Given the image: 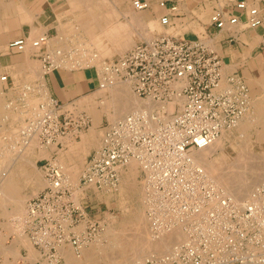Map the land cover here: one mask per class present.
Returning a JSON list of instances; mask_svg holds the SVG:
<instances>
[{"label":"built area","instance_id":"2783aa9c","mask_svg":"<svg viewBox=\"0 0 264 264\" xmlns=\"http://www.w3.org/2000/svg\"><path fill=\"white\" fill-rule=\"evenodd\" d=\"M133 6L141 11L148 3L136 0ZM160 6L165 8L166 2ZM170 14L161 18L163 26L171 25ZM241 23L244 29L262 27V9L242 1L235 9L214 12L210 27L232 30ZM49 40L48 35H42L30 43L42 59L44 75L65 68L56 59L63 56L62 51L50 48ZM28 44L21 38L11 41L8 48L25 53ZM86 68L95 69L100 89L128 84L137 97L161 106L153 112H132L109 124L102 146L90 156L78 185L67 178L56 158L45 160L42 167L48 185L28 202L24 218L25 233L43 263L63 264L62 250L68 248L81 257L98 238L103 226L77 194L118 189L121 171L132 161L138 162L144 173L152 236L159 239L176 226L184 228L188 236L162 260L151 259L150 264L264 262V185L252 193L245 206H236L229 198L221 204L218 187L203 178V171L189 158L192 150L208 147L247 114L251 94L243 77L225 75L223 60L203 37L184 40L172 35L144 40L119 58L105 61L101 71L94 65ZM50 101L40 102L39 115L27 118L29 124L22 129L17 148L27 145L26 135H30L41 147L63 149L66 135L79 137L90 128L91 117L76 110L75 104H69L75 108L68 105L65 109L55 99ZM191 217L195 222L189 221ZM241 243L245 246L240 251ZM181 252L187 258H179Z\"/></svg>","mask_w":264,"mask_h":264},{"label":"bare ground","instance_id":"6f19581e","mask_svg":"<svg viewBox=\"0 0 264 264\" xmlns=\"http://www.w3.org/2000/svg\"><path fill=\"white\" fill-rule=\"evenodd\" d=\"M11 2H12V0H11ZM11 2H10V0H0V16L7 15V13L10 10V8L13 6V4ZM86 2H87V0H86ZM92 3H93V1H92ZM108 15H110V14H108ZM106 17H107V15H106ZM132 18H135V16L134 17L132 16ZM77 22L80 23L79 20ZM88 22H90V26L87 27V25H85L83 27H84V29L87 32V36L89 34V38L91 40L89 39L88 42L83 44V49L81 50V52L79 50H76L75 52H73V51H71L73 49H71L70 47H66V52H67V54H66L59 47L55 48L56 46H55L54 42L55 43H61V40L63 39L62 36L63 37L65 36L64 32L61 34L62 36L59 37L58 39H54L53 40V39H51L49 37L50 38V40H49L50 48L55 49V50H61L62 53H63L62 57L56 58L57 59V63H63V64L73 63L72 67L75 66V65H79L81 67V66L85 65L86 63H88V65H91V64H94V62H95L97 66L101 65L100 67H98V69L101 71L104 68V64H105L104 60H105V58L107 59V57H112L115 54H122L123 51H125L127 48H129L131 45H133V43L135 41V39L133 38V35L130 34V29L132 28V25L131 26L130 25L127 26L126 24L125 25L124 24H120L119 22H117V23H119L118 25H117V23H115V25H113L111 23L112 20H111V22L110 21H108V22H105V21L98 22V21H96L94 19H91V20H88ZM135 22H136V20H135ZM137 22H139V21H137ZM131 24H132V22H131ZM154 24L151 23L150 25L154 26ZM73 31H74V29H73ZM131 32H133V31H131ZM29 33H31V32H29ZM33 35H34V33H33ZM34 36L36 37V35H34ZM40 36H42V34ZM133 39H134V41H133ZM65 40H67V39L65 38ZM31 42H32L31 38H28V43L29 44L27 46L26 53L28 52V48L32 49V47H30V43ZM80 44L82 45V43H80ZM65 46H66V44H65ZM8 47L9 46H7V45H0V51L2 49L9 50ZM79 47L82 48V46H79ZM75 49H77V47ZM67 55H70V57L66 58ZM97 62H98V64H97ZM41 64L42 65H41L40 68L38 67V65L37 66L35 65V66L30 68L32 74H35L37 79H39L40 82L42 83V85L39 84L40 88L38 87L39 92L41 93L40 98H36V99L33 98L31 100V96H30L31 94H28V92L33 91L34 88L31 85H29L28 83H25V84H27L25 86V88H24V85H23L24 93L22 92L23 94H21V95L26 97L27 105L25 106L26 108H24V110L21 111L23 113V116H20V118L18 116H16V119L18 118L19 121L21 122L20 124H22V125L19 127V129H21L19 132L14 130V135H13L14 136V144H17V141L20 139V133H22V131L24 130L25 125L28 124V123H26L27 118L29 120H32L33 118H35L36 115H39L38 113L40 112V109H38V108H39V104L41 102L40 100L42 99L43 103H47V102L50 103L51 102L50 101L51 98L49 96V91L44 86V76L45 75H44V70H43V63L41 62ZM68 67H70V66H68ZM27 68H28V66H27ZM4 79H6V77H4L1 74V71H0V101H1V98L3 96L1 87H2V83L5 81ZM262 85H264V84L262 83ZM129 87L131 88V86L128 85V84L116 83L115 85H112V86L108 85V87H106L105 89H101V90L99 89L98 90V93L100 92L99 95L103 98V100L99 104L98 103L94 104L93 103L94 101H93L92 104L91 103L89 104L90 106L88 108L89 113L91 115H93L94 120H95L94 121L95 124H94V126H93V128L91 130L92 133H94L96 131V128L100 125L103 115H107L112 122H116V121L120 120L121 118L125 117L126 115H128V114H130L132 112H137V111H140V110H147L149 112H153L155 109H157L158 107L161 106V105H159V103H155V102H152V101H149V100L148 101L139 100V97L137 98L131 93ZM28 90H30V91H28ZM25 91H27V93H25ZM261 94H262V92H261ZM258 97H260V96H258ZM79 105H81V104H79ZM254 107H256V110L254 112H252V113L250 112L249 114L247 113L245 116H243V118H241L238 121V123L236 124V126L234 127L235 129H237V133L239 134L238 136L242 137L243 140L245 139L244 140L245 144H248V136L247 135L250 133L249 131L251 129L255 128L256 126H261L262 127V130L260 131V140L264 139V101H259L258 103H256L254 105ZM72 108H75V107H72ZM249 108H250V106H249ZM166 109H168V107H166ZM76 110H79V109H76ZM81 112H83V111H81ZM98 128H100V127H98ZM1 132H4V131L1 130ZM225 133H226V131H224L223 134L219 138H217L214 142H212L208 147H206L204 149H199V150H192L189 158L191 159V162L193 163V165L195 167H197L198 169L203 171L202 177L203 178H207L212 184L214 183L218 187V190H219V192L221 193V196H222L221 204L223 202V199L229 198V199L234 200V202L236 203V206H242V205L245 206V203L247 201H249L252 193H254V191H256L259 188L261 183L264 182V170H263L264 169L263 168L264 167V160L262 162H260L263 165L258 164L259 166H257L256 164H254V163H256L255 161L252 162L250 160L254 156L245 154V155H238V157H234L236 159H234V161L231 162L232 164L229 163L230 165L229 164L226 165L227 164V162H226L227 158H226V155L224 154V150H225L224 147H225L226 142L228 140H231L232 138H231V134L228 135V134H225ZM69 135H73V134H68L64 138L66 143L69 141L68 144L70 146L73 145L71 147L68 146L70 150L67 149L68 150L67 151L68 154H67L66 157H67L69 162L66 161L67 163L66 164L64 163L65 164L64 166L61 165L60 163H59V165L62 167V169L64 168L63 171L67 175V178L71 182H73L74 180L71 179L72 177L70 175L74 176V175H77L78 173L80 174V172H79L80 169H79V166L76 167V165H75L76 168L74 166H68V163H71V164L73 163V165H74L78 160H80V157L82 156V155H80L81 152H85V151L88 152L90 147L92 146V144H94V141L92 139L90 141V143H88L89 138L87 137V138H84L81 143L74 144L73 142L71 143V140H70L71 138H69ZM26 136L29 139V143L27 145H23L22 149L17 148V145L12 146L13 150H15V151L17 150V152L14 154L13 157L10 156L11 159L14 161V163H15L16 160L20 159V160L25 161V163H28L30 165H34L35 162L33 160L35 158L37 159V158L49 157L51 152H56V151H54L55 149L57 151H63V150L66 149V148L65 149L63 148V149L59 150L56 147V145H53L50 148L42 147L41 151H39L37 153L35 150L33 151V148H34V145H36L37 143L39 145V141L37 139H35L34 137L30 138L29 137L30 135L29 136L26 135ZM6 137L8 138V136H6ZM1 138H3V137H1ZM65 141H64V144H65ZM10 143H12V142H10ZM3 144H4V142H3ZM39 147H41V146H39ZM0 148H1V146H0ZM38 149L40 150V148H38ZM3 152H5V151H3ZM1 153H2V151H1ZM217 154H218V156H217ZM61 155H62V153H61ZM220 155L221 156L224 155L225 157L221 158ZM84 156L86 157V155H84ZM6 157L7 156L5 154V155H2L1 158H3V160H4V159H6ZM57 157L59 158V154H58ZM57 157H56V161L58 160ZM255 158H256V156H255ZM256 159H258V158H256ZM83 160H85V159H83ZM59 161H57V162H59ZM12 165L13 164H5V165H3V163L1 165V163H0V206H2L3 208L4 207L7 208V206L9 204H14L16 208H15V211L12 212V214L14 213L13 215L16 216V217H20V216L22 217L23 213H24V209H25V200H24V198L21 195L22 188H21L20 184L17 183L16 177H17V175H21V173L22 174H24V173L21 172L19 174L17 171H15V169H12ZM138 165L141 166L138 162L132 161L127 166V169H125V170L123 169L121 171V184L119 185V188H120L119 189L120 190L119 193H121V195L123 194L122 195L123 198L128 192H133L134 189L137 188V186H136V182H137L136 178H137V174H138V172H137L138 171ZM260 167H262V169ZM24 176H26V180L25 181L27 183L34 182V180H35L34 175L32 176L29 173L27 174L25 172ZM77 176H74V177H77ZM76 181H77V179H76ZM144 181H142V182H144ZM45 182H46V185H48V182L47 181H45ZM75 184H77V183H75ZM141 198H143V197H141ZM143 199H145V198H143ZM23 200H24V202H23ZM142 201H144V200L141 199V202ZM144 206H146V205L144 204ZM6 210H5V212L7 213L8 211H6ZM10 211H12V210H10ZM5 212H3V213H5ZM26 212H27V209H26ZM6 213L3 214V215H5V216L9 215V213H7V215H6ZM141 213H142V215L137 216L135 221H133V223L135 224L134 232L132 234L129 232L130 234L127 235V237H125V238H128L129 241L130 240L133 241L135 239V241H134L135 243H132L131 245L136 248V250L135 249L134 250L137 252L136 254L139 257L138 258L139 260L137 258H136L137 260L135 258H134L135 260L132 259L133 261L136 262V264H143V263H141V261L145 260V258H142V257H145V256L150 257L154 253H157L159 255H161V254L165 255V253L168 252L167 254H170L173 250H175V247L179 246L180 243H182L183 241H185L187 239L188 236H187L186 231L184 230V228H182L180 226H176L175 228H171L172 231L171 232H167L165 235H161L159 240L155 239L152 236V233L149 232L151 230L150 229L148 230V228H147L146 224L148 222L147 221L148 218H147L146 214H144L143 212H141ZM12 214H11V217H12ZM25 216H24V218H25ZM8 219H10V218H8ZM192 220L193 219L191 217L189 219V221H192ZM20 221L21 222L23 221L22 223L24 225V219L23 220L21 219ZM113 221H115V220H113ZM193 222H195V220L192 221L191 223H193ZM2 224H3V226L4 225L5 226L8 225L7 223L6 224L2 223ZM10 224H11V226H13L12 223H10ZM20 224L19 225L17 224V225L20 226ZM21 227H22V225H21ZM6 228H8V226ZM10 229L11 228H9V230ZM14 232H17V231H14V228L12 227L11 233H14ZM20 234H17V236L20 237L19 239L27 241V239L29 237L27 236V234L22 233L21 229H20ZM7 238H8V236H7ZM5 240H6V238H5ZM28 240H30V242H31L30 238ZM14 241H13V244H14ZM3 242H4V240H3ZM11 244H10V246H11ZM24 244H26V242ZM92 244L93 243L88 245L83 250V253H82L81 257H78V258H82L83 255H84V252L86 250L87 251L85 252V257H87V256L91 257L93 249H91V248L87 249V248L89 246H91ZM126 244H128V243H126ZM28 245H32V247L35 249V247H34L32 242H31V244L28 243ZM112 246H114V245H112ZM25 247H27V246H25ZM28 247L32 248L31 246H28ZM216 247H217V245H213V249H216ZM1 248H5V247H1ZM12 248H13V252H14L16 247L14 248L12 246ZM29 250H31V249H29ZM66 250L67 249L62 250V255L64 256L63 257L64 260L67 261V264H71L72 262L77 263V264H81V263L84 262L83 260H81L83 262H80V260L76 259L77 257L75 258L70 252H67ZM2 251H3V249H2ZM135 251H134V253H135ZM4 252H6L5 249H4ZM13 252L11 251L10 255ZM32 252H33V250H32ZM0 253H1V251H0ZM36 253H38L36 255V257H35V255L33 257L32 254H31V257H29V259H31L30 260L31 262H35V260L38 258L37 256L38 255L40 256L39 251L36 252ZM14 254H16V256L18 255V257H19L18 253H14ZM29 254H30V252H29ZM142 254H144V255H142ZM182 254H183V252H182ZM156 257H159V256H156ZM151 258H153V257L151 256ZM157 259L158 258H156V260ZM133 261H132V264H135V262L133 263ZM258 262H259V264H264V262H260V261H258ZM144 264H146V263H144Z\"/></svg>","mask_w":264,"mask_h":264},{"label":"rangeland","instance_id":"374dc122","mask_svg":"<svg viewBox=\"0 0 264 264\" xmlns=\"http://www.w3.org/2000/svg\"><path fill=\"white\" fill-rule=\"evenodd\" d=\"M10 2H11V0H10ZM11 3L13 4V6L10 8L9 12L7 13V15L0 16V20H1L0 21V45H7L8 46V44L11 41L17 39L18 33L20 31L19 28L21 27V24H19L16 21L18 20V15H20L22 13V9H21L22 6L21 5H22L23 2L21 0H12ZM94 4L95 5H99V6L98 7H94V8L87 7V8L72 9L73 16H74V18L72 19L73 22H71L69 25L64 26L65 28L63 27V31H64L65 36L63 37L61 35L62 38H63L61 40V43H55L54 42V44L56 46L55 48L59 47L66 54H67L66 47H70L71 49H73V50H71L73 52H75L76 50H79L81 52V50L83 49V44L88 42L89 39H90L89 38V34L87 36V32H86V30L84 29L83 26H85V25H87V27L90 26V22H88V20L94 19V20H96L98 22H102V21H105V22L110 21L111 22V20H112L111 23L113 25H115V23H117V22H119L120 24H124V25L126 24L127 26L128 25H130V26L132 25V28L130 29V34L133 35V38L135 39V41L133 39V41H134L133 45H131L129 48H127L125 51H123L122 54H115L112 57H107V59L105 58L104 61H112L114 59H117L120 56L124 55L126 52H128L130 49H132L135 45L143 42L146 39H151V38L153 39V38L157 37L156 35H172V36H176V37H180L181 36L179 39H184V40H190V39H195V38H198V37H203V39L208 43V45L210 46L211 49L217 50L216 42L214 40H211L210 39L211 37L207 36L208 30L211 29V27H210L211 18H209L206 15V13L199 15L200 20L203 21L204 24L203 23L192 24V25L188 24L187 26H184V27L178 25L177 29L169 28L167 30H164L165 28H163L161 26L159 21L157 23H155V24L153 23L154 26H151L150 24H148L150 27L147 24H145V25L142 24L143 23V19L139 15V12L136 13L135 10L132 9V8L130 10L126 9V7L122 6L121 3L119 1H117V0H102V1L101 0H95ZM108 14H110L111 16L108 15ZM106 15H107L108 18L106 17ZM132 16L133 17L135 16V18H132ZM78 20H79L80 23L77 22ZM135 20H136V22H135ZM137 21H139V22H137ZM131 22H132V24H131ZM119 23H117V25ZM148 27H149V29H147ZM73 29H74V31H73ZM155 30H158V32L155 31ZM131 31H133V32H131ZM154 32H157V34H153ZM40 35L41 34H38V35H36V37L32 36L31 40H34V39L40 37ZM65 38L66 39L68 38V39L65 40ZM80 43H82V45ZM65 44H66V46H65ZM79 46H82V48L79 47ZM76 47H77V49H75ZM27 54H28L29 57L32 56V55H35V54L37 56L39 55V54H37L35 52V50L29 49V48H28ZM67 56H66V58L70 57V55H67ZM39 60L40 61H36V63L38 65V67L40 68L41 65H42L41 64L42 59L39 58ZM66 64H63L62 67H65L67 69L80 68L79 65H75V66L72 67L73 63H70V64L66 63ZM86 64L81 66V67L86 68L88 66H93L94 65V66H96V68H98V67L101 66V65L97 66L95 62H94V64H91V65H88V63H86ZM97 64H98V62H97ZM263 65H264V61L260 62V64L257 65V68H256L255 71L248 70V71H245L246 73L243 74L244 77H245V79L244 78L243 79L247 83V85H248V87L250 89V94H251V105H249L250 108L247 111L248 114L250 112L252 113V112H254L256 110V107H254V105L256 103H258L259 101H264V91H263L264 90V87H263L264 85H262V83L264 84V66ZM68 66H70V67H68ZM226 67H229V66L227 64H224V69ZM253 67L255 68L256 66H253ZM231 69L234 72V68H229V69L226 68L224 73H226V74L233 73L232 71L229 72V70H231ZM246 74L249 75V77H247ZM4 77H6V76H4ZM250 77L254 81L253 83L248 81ZM34 80H36L35 77H34ZM121 84H124V83H121ZM253 84H255V85H253ZM25 86H24V88H25ZM24 88L23 87L21 88V90H20L21 94L24 93V91H23ZM130 91L135 97H137L133 93L131 88H130ZM261 92H262V94H261ZM28 94H32V92H28ZM99 94H100V92L99 93L97 92L93 97L88 99L83 104H81V105L77 104L76 108L79 109L80 112L84 111V112H87V114H88L89 113L88 108L90 106L89 105L90 103L92 104V102L94 101L93 102L94 104H97V103L99 104L103 100V98ZM258 96H260V97H258ZM139 100L147 101V100H143V99H140V98H139ZM40 101L42 102L43 100L41 99ZM64 106L66 108V106H68V105H64ZM69 106H70L71 109H73L72 107H75V106H71V105H69ZM89 116L92 119V123H91L92 126H90V128L86 129L83 133H81L79 135V137H76L75 135H69V138H71L70 139L71 143L73 142L74 144L81 143L83 141V139L87 138V137L89 138L88 143H90V141L92 139L94 141V144H92V146L90 147L88 152H86V151L85 152H81L80 151L81 152L80 155H82L80 157V160H78L74 165H73V163L72 164L68 163V166H74V167H75V165H76V167L79 166L80 174L78 173L77 174L78 176L74 175V176H77V177H74V176L70 175L72 177L71 179L74 180V181L72 180L73 181L72 183L73 184L77 183L76 185H78L80 183V181H81L82 175H83L84 170H85L86 165H87V162H88V160H89V158L91 156V150L93 148L99 149L100 146H102L103 141H104V137H105V133H106V128L108 127L109 124L114 123V122H112L109 119V117L107 115H103L102 119H101V123L98 126L100 128L97 127L98 129L96 128V131L94 133H92L91 130H92L94 124H95V122H94L95 120H94L93 115L90 114ZM20 130L21 129H18L16 131L19 132ZM261 130H262L261 126H256L255 128L251 129L249 131L250 133L247 135L248 136V144H245V142H244L245 139L243 140L242 137L238 136L239 134L237 133V129H235L234 127L231 128V129H227L225 134H228V135L231 134V138L232 139L228 140L226 142V144H225V147H224L225 148L224 154L226 155V158H227V161H226L227 164L226 163L225 164L228 165L229 163L233 162L234 159H236L234 157H238V155H245L246 154V155H251V156L253 155L254 157L251 158L250 160L252 162L255 161L256 163H254V164L259 166L258 164H261L260 162H262L264 160V139L260 140V131ZM2 131H5V129H3ZM5 134L6 135L3 136V139L1 138L3 141L0 139V146L1 147L3 146V142H4V145L5 144L7 145V147H9L8 145H12V146L16 145V144H14V136H12L11 134H8V133H5ZM6 136H8V138ZM10 139H13V141L11 140L12 143L9 142ZM68 142L66 143V141H65V144H64L65 145L64 149L66 148L65 150H63V151H57L56 149L54 150V151L57 152V154H59V158L57 157L58 158L57 161H59V160L60 161L58 163H60L63 166L67 163L66 161H68V159L66 157L67 154H68L67 151L70 150L69 147H68V146H70L68 144ZM37 145H38V143L36 145H34L33 151L35 150L38 153L39 151H41L42 147H39L40 145H38V146ZM71 146H73V145H71ZM38 148H40V150ZM16 152H17V150L16 151L12 150L11 152L7 151V153H6V151L2 152L3 153L2 154L1 153V148H0V158H1L2 155L6 154V156H7L6 158H9V159H6V161L7 160H11V157H13ZM60 152L62 153V155H61ZM52 153L53 152L50 153L49 157H43V158H37V159L35 158L33 160L35 162V164H34L35 166L29 164L30 166L28 168V170H29L28 172H29L30 175H32V176L34 175V177H35L34 182L27 183L26 181H23V180L19 179V181H22V182L25 183V184L23 183L24 185H20L23 188L21 195H22V197L25 200V209H24V213L25 214L23 213L22 217L21 216L20 217H16V216L13 215L14 213L12 214V216L14 218V221L12 222V225L14 226L13 227L14 231H17V232H14L13 235H11V236H16L15 234H20V229H21V232L23 233V230H25V229L23 228L24 227V225L22 223L23 221L21 222L20 220L21 219L23 220L24 216L26 215V209H27V205H28L27 202H29L31 199H33L36 196H38L47 187L46 182H45L46 181V175H45V172H44L43 167H42L44 165L45 161L42 164H37V162L39 160H42V159H47V158L51 159ZM83 154L86 155V157ZM221 155H220L221 158L225 157L224 155L223 156H221ZM217 156H218V154H217ZM255 156L258 159H256ZM52 158H56V157H52ZM83 159H85V160H83ZM1 160H2V158L0 159V161ZM261 165H263V164H261ZM260 168L262 169V167H260ZM137 172H138L137 178H136V181H137L136 182V186H137V188L134 189L133 192H128L124 196V198L122 196L123 194L121 195V193H119V191H120L119 187H118V189H116L114 191L89 190V191H86L85 193L78 192V194H77L78 200L81 203H83V205L85 204V206H88V210H90L93 213L94 219L96 221L100 222L102 224V226H103V229H104V231L100 234L101 236L100 235L98 236V238L100 240L97 238V240L92 242L93 244L87 248V249H89V248L93 249L92 250V254H91V257H92L91 260L93 262L91 264H132L133 260H135L136 258L137 259L139 258L137 256V254H136L137 252L135 251L136 248L131 245L132 243H135L134 242L135 239L133 241H131V240L129 241L128 238H125V237H127V235H129L130 233L132 234L134 232L135 224L133 223V221H135L136 217L139 216V215H142L141 212H143L147 216V212H146V209H145L146 206H144L145 199H143V198H145V196H144L145 195L144 194L145 193V191H144L145 190V188H144L145 185H144V182H142V181L145 180V177H144V173L142 172V169H141V167L139 165H138V171ZM76 179H77V181H76ZM263 183L264 182L261 183L259 188L264 185ZM33 191L34 192L36 191V192L34 193ZM141 197H143V198H141ZM141 199L144 200V201L141 202ZM24 200H23V202H24ZM15 208L16 207H15L14 204H9L7 206V208H5V210L9 209V211L12 210L10 212H14ZM96 211H98L100 214L97 213ZM96 213L98 214V216L95 215ZM113 220H115V221H113ZM147 221L148 222H147L146 225H147V228L149 230L150 229V224H149V220H147ZM17 224L18 225L20 224V228H19V226ZM8 225H11V224H8ZM21 225H22V227H21ZM149 232H151V231H149ZM3 233L0 232V234H2V235H3ZM28 239H27L26 243L31 244L30 240H28ZM157 240H159V239H157ZM126 243H128V244H126ZM112 245H114V246H112ZM28 246L32 247V245H28ZM244 246H245V243L239 244L238 245L239 250L240 251L243 250ZM30 249H31V252H32L33 248H30ZM69 249H67L66 251L70 252L76 258L77 256L74 253V251L72 249H70V250ZM134 251H135V253H134ZM85 252H84V255H83L82 258H78L77 257L76 259L80 260V262H83L84 261V257H85ZM167 253H165V255L164 254L163 255L162 254L159 255L157 253H154L153 255H151L153 258H151V256L150 257H148V256L142 257V258H145L146 261L143 260L144 262L141 261V263L150 264V259H156V258H158L157 260H162V258L164 256H166ZM37 254L38 253H36L34 251V249H33L32 256L34 257V255H35V257H36ZM142 255H144V254H142ZM156 256H159V257H156ZM87 257H89V256H87ZM234 257H236V256H231L230 258L232 259ZM38 258L35 260V263L37 262V264H43V261L41 260L42 258L41 257L39 259ZM179 258H181L182 260L184 258H187L185 252H183V254L181 252ZM81 260H83V261H81ZM85 261H86V259H85ZM239 261H240V259L235 261V264H242ZM134 262L135 261H133V263ZM81 264H87V263L83 262ZM135 264H136V262H135ZM175 264H186V263H180V262L177 263L176 262Z\"/></svg>","mask_w":264,"mask_h":264},{"label":"crops","instance_id":"0c3cea01","mask_svg":"<svg viewBox=\"0 0 264 264\" xmlns=\"http://www.w3.org/2000/svg\"><path fill=\"white\" fill-rule=\"evenodd\" d=\"M94 1L95 0H87V2L86 0H22V13L18 15V20L16 21L21 24L17 39L24 38L28 40V38H31L34 35H45L46 33V35H48L51 39H58L64 32L63 27L73 22L72 19L74 16L72 9L98 7L99 5H95ZM117 1H119L122 6H125L126 9L130 10L132 8L136 13L139 12V15L143 19L142 24L144 25L148 23H157L158 21L161 24V18L166 16L168 13H171V25L163 26L161 24V26L165 28L164 30L169 28L177 29L178 25L184 27L188 24H204V22L200 20L199 15L206 13V15L211 18L214 12L218 10L235 9L236 5L242 1L246 2L250 7L261 8L264 13V0H140L142 2L148 3V8L141 11L136 10L133 6V2L136 0ZM163 1L166 2L165 8L160 6V3ZM172 7H176L177 10L171 12L170 8ZM244 28L245 27L241 23L232 30L228 29L218 31L211 28L208 30V33H211L210 39L216 42L217 50L215 51L221 57L223 63L229 66L226 68H234V72L232 69L229 70V72L232 71L233 73H238L245 79L243 75L246 73L245 71H255L257 65L264 61V48L262 47L264 25L257 29ZM147 29H149V27ZM155 31L158 32V30ZM29 32H33L34 35L33 33L31 34ZM157 32H154L153 34H157ZM36 61H40L36 54L29 57L27 53H15L7 49H2L0 51V71L3 76H6V80L2 83L1 87L3 96L0 101V139L6 135L5 133L11 134L13 136L14 130L19 129V127L22 125L20 124L21 122L19 119H16V116L19 118L20 116H23L21 111H23L27 105L26 97L22 96L20 93L23 85L25 86V83H28L34 88L32 94L30 95L31 100L33 98H40L41 96L38 87L40 88L42 83L39 79H37L35 74H32L30 69L35 65L37 66ZM253 66L256 67L254 68ZM225 75L227 74L225 73ZM34 77L36 80H34ZM247 77H249V75H247ZM248 81L251 83L254 82L251 77ZM44 86L49 91L50 98L55 99L63 105H77L86 102L98 92L99 78L97 77L96 71L94 69L84 67H80V69L60 68L44 76ZM3 129H5V131L1 132ZM11 140L13 141V139H10L9 142H11ZM5 145L3 144L1 147L2 152H7V150L11 152L13 150L12 145H8L9 147ZM95 150L97 149L94 148L91 150V155ZM57 155V152H53L51 158L57 157ZM6 159L3 160L2 158L0 161L1 165L2 163L3 165L13 164L12 169H15V171H17L19 174L23 172L24 174L21 173V175H17L16 179L17 183L24 185L25 183L19 181V179L23 181L26 180V176L24 175L25 172L27 174L29 173L28 168L30 165L20 159L16 160L15 163L12 159L7 161ZM45 160L47 159L39 160L37 164H42ZM6 211H8L7 213H9V215H7L5 212V207L3 208L0 206V231L2 233L5 232L3 233V236L0 234V248L5 247L0 249V264H37V262H31V259H29L32 253L31 250H29L30 247H28V243L24 244L26 241L20 240V237H18L17 234H15L16 236H11L13 235L11 231L12 227L14 226L4 225V227H2V223L10 224L14 221L13 216L11 217L12 212H9V209ZM3 212H5L7 216L3 215L5 214ZM96 212L99 213L98 211ZM97 213L95 214L96 216H98ZM6 218L10 219L7 220ZM7 226L8 228H6ZM9 228L11 229L9 230ZM24 231L25 230H23V233L26 234ZM13 241L14 244L16 243L15 245L13 244ZM12 246L14 248L16 247L14 252ZM4 249L6 252H4ZM34 250L35 252H38L36 248ZM11 251L13 253L10 255ZM14 253H18L19 257ZM37 257H39V255ZM91 258L92 257H84V262L91 264L93 262ZM63 264H67L66 260ZM71 264L77 263L72 262Z\"/></svg>","mask_w":264,"mask_h":264}]
</instances>
